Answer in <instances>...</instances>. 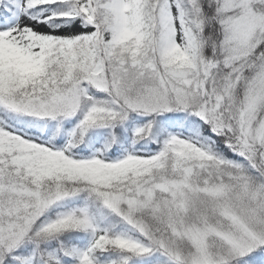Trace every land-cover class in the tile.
I'll use <instances>...</instances> for the list:
<instances>
[{"label":"snow or ice","instance_id":"obj_1","mask_svg":"<svg viewBox=\"0 0 264 264\" xmlns=\"http://www.w3.org/2000/svg\"><path fill=\"white\" fill-rule=\"evenodd\" d=\"M0 264H264V0H0Z\"/></svg>","mask_w":264,"mask_h":264}]
</instances>
